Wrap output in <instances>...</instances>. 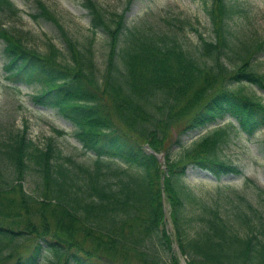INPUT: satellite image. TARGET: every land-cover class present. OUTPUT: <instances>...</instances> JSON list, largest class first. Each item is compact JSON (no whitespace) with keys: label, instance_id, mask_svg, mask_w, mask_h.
I'll list each match as a JSON object with an SVG mask.
<instances>
[{"label":"trees","instance_id":"1","mask_svg":"<svg viewBox=\"0 0 264 264\" xmlns=\"http://www.w3.org/2000/svg\"><path fill=\"white\" fill-rule=\"evenodd\" d=\"M195 1L209 4L214 37L199 35L185 47L126 27L122 15L108 19L85 0L90 31L106 45L99 69L92 41L74 40L44 3L37 2L39 16L60 29L62 49L50 43L39 52L12 35L2 22L19 11L0 0L6 82L35 89L31 103L71 124L94 157L71 169L52 140L40 148L26 127L0 146L15 174L3 188L0 175V264H178L174 246L186 264H264V225L251 223L250 205L240 198L232 215L205 203L196 210L184 181L189 166L216 180L241 174L219 156L225 131L183 141L226 118L247 137L264 128V105L231 88L248 85L264 95V74L252 60L264 42L231 70L224 62L234 49L229 21L240 9L227 0ZM29 171L41 180L38 196L24 189Z\"/></svg>","mask_w":264,"mask_h":264},{"label":"rangeland","instance_id":"2","mask_svg":"<svg viewBox=\"0 0 264 264\" xmlns=\"http://www.w3.org/2000/svg\"><path fill=\"white\" fill-rule=\"evenodd\" d=\"M19 11L16 17L4 19L3 26L12 35L23 40L30 48L44 52L48 44L53 43L62 49L61 31L51 21L39 16L38 1L44 3L54 13L65 31L80 43L92 41L97 67L103 68L106 45L104 36L90 31V16L84 7L85 0H11ZM240 9V13L229 21L230 38L234 49L225 57V64L231 70L243 63L246 50H255L264 42V0H227ZM108 19L124 16L125 26L142 32H156L175 38L185 47L195 45L201 35L207 41L214 37L206 7L195 0H95ZM5 43L0 38V146L13 141V138L27 128V137L40 148H45L50 140L61 150L69 168L88 165L94 159L90 153H84L81 144L71 132L73 127L54 111L34 106L30 96L36 92L32 87H14L5 80L3 49ZM248 59V58H246ZM245 60V59H244ZM253 68L264 74V45L260 53L253 54ZM231 88L264 105V95L248 85H233ZM220 127L225 131L219 156L227 163L236 165L241 174L226 176L216 180L211 174L189 166L184 178L185 184L195 194V208L205 203L219 208L226 215H232L237 206H243L240 198L250 205V221L254 225H264V128L253 136H245L237 123L226 118L196 130L183 137L188 145L213 129ZM56 131H64L59 135ZM173 137V133H172ZM162 155V154H161ZM164 157V156H163ZM162 163V162H161ZM76 170V169H75ZM0 175L2 188L15 180V174L6 157L0 152ZM9 182V183H7ZM39 175L34 171L26 174L24 189L34 195H40ZM196 224V223H195ZM198 225V224H196ZM240 227V226H239ZM171 229V225H168ZM242 230L238 229L240 234ZM264 239V238H263ZM178 264H186L184 257L174 246ZM41 264H54L45 259Z\"/></svg>","mask_w":264,"mask_h":264},{"label":"water","instance_id":"3","mask_svg":"<svg viewBox=\"0 0 264 264\" xmlns=\"http://www.w3.org/2000/svg\"><path fill=\"white\" fill-rule=\"evenodd\" d=\"M155 156L157 157V159H158L159 162H162L163 161V156L162 155L155 154Z\"/></svg>","mask_w":264,"mask_h":264},{"label":"bare ground","instance_id":"4","mask_svg":"<svg viewBox=\"0 0 264 264\" xmlns=\"http://www.w3.org/2000/svg\"><path fill=\"white\" fill-rule=\"evenodd\" d=\"M123 18H124V16H123Z\"/></svg>","mask_w":264,"mask_h":264}]
</instances>
